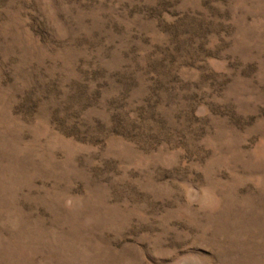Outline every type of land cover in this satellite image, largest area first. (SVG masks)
Returning a JSON list of instances; mask_svg holds the SVG:
<instances>
[{
  "label": "rangeland",
  "instance_id": "obj_1",
  "mask_svg": "<svg viewBox=\"0 0 264 264\" xmlns=\"http://www.w3.org/2000/svg\"><path fill=\"white\" fill-rule=\"evenodd\" d=\"M0 264H264V0H0Z\"/></svg>",
  "mask_w": 264,
  "mask_h": 264
}]
</instances>
